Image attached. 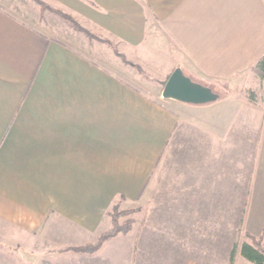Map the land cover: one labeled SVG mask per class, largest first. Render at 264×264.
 Wrapping results in <instances>:
<instances>
[{
    "label": "crops",
    "instance_id": "1",
    "mask_svg": "<svg viewBox=\"0 0 264 264\" xmlns=\"http://www.w3.org/2000/svg\"><path fill=\"white\" fill-rule=\"evenodd\" d=\"M44 1L129 60L160 26L169 74L236 79L235 89L249 79L263 99L148 95L111 47L0 0V264L27 251L42 264L59 237H96L119 198L149 204L134 264L184 253L181 223L216 221L217 207L231 225L223 236L242 217L264 229V82L251 70L264 54V0Z\"/></svg>",
    "mask_w": 264,
    "mask_h": 264
},
{
    "label": "rangeland",
    "instance_id": "2",
    "mask_svg": "<svg viewBox=\"0 0 264 264\" xmlns=\"http://www.w3.org/2000/svg\"><path fill=\"white\" fill-rule=\"evenodd\" d=\"M15 1L19 5L25 8L27 13L31 15L36 12L39 18L48 22L51 26H56L57 30L65 32L67 30H74L79 33L78 37H85L91 44L95 42H103L108 47H111L114 52L119 53L124 63L131 66L132 70L128 75L131 83L140 91L147 93L148 95H156V97H164L162 95L163 82L167 76H169L170 57L163 55L162 47L160 46V39L162 31L160 26H156L154 30L155 45L142 47L143 52H138L134 55V60H129L124 53H120L117 45L109 38L101 35L100 33L90 31L83 27L75 18L71 15V19L65 18L63 15L57 13L56 8L51 7L44 0H8ZM40 1V2H39ZM61 11V10H58ZM62 12V11H61ZM64 13V12H63ZM63 29V30H62ZM133 64H131V63ZM258 76V75H257ZM193 81L201 83L211 88L213 93L216 94V98L213 101H234L241 99L242 97L249 98L253 101L262 100V96L251 90L246 86L250 83L249 79L244 80L240 86L235 89L236 79H231L227 83L219 81H207L199 78H191ZM260 85L264 80L259 78ZM251 84V83H250ZM240 87V88H239ZM161 95V96H160ZM262 98V99H261ZM212 102V101H211ZM149 208V204L144 200L138 201L134 204L128 205L123 202L122 199H116L113 205L107 211L106 227L100 232L99 235L92 238H77L66 239L58 238V245L56 251L67 253L49 254L43 258L42 264H134L135 251L138 236L141 228L145 224L146 212ZM218 212L217 220L207 222L200 220V222L181 223V228L184 229L182 237L178 238L184 241L180 246L185 252L171 253L168 258L167 264H228L229 255L228 249L233 248L236 244V252L233 260V264H253L239 253V246L242 242L259 243L264 248V229H259L254 222H245L244 217L239 222H233V229L228 232V236H223L226 231V226L231 225L223 220V211L220 207H217ZM205 211H202V214ZM203 218V216H201ZM206 217V216H205ZM195 227L189 231V227ZM115 229L116 232L113 236L103 241L97 248L89 249L100 237V235L108 230ZM181 229V230H182ZM132 231V232H131ZM196 231L197 234L203 236L201 238L194 237L192 232ZM136 232V234H135ZM210 235H216L217 237H209ZM84 240V241H83ZM83 241L82 243H77ZM26 242V250H35L44 248L42 243H28ZM91 244V245H90ZM177 244V243H176ZM87 246L88 250H79L78 247ZM92 247V246H91ZM104 247V248H103ZM20 247L14 246L11 249L17 250ZM23 248V247H22ZM202 249L203 253L189 252L190 249ZM200 249V250H201ZM210 251V252H209ZM73 253V254H72ZM72 255V256H71ZM8 257V256H7ZM72 257V258H71ZM143 260L145 254L142 255ZM8 262H21L24 264H32L34 262L33 256L27 252L23 253V260L16 253H12L11 256L6 258Z\"/></svg>",
    "mask_w": 264,
    "mask_h": 264
},
{
    "label": "water",
    "instance_id": "3",
    "mask_svg": "<svg viewBox=\"0 0 264 264\" xmlns=\"http://www.w3.org/2000/svg\"><path fill=\"white\" fill-rule=\"evenodd\" d=\"M162 95L191 104L209 103L216 98L211 88L193 81L178 67L165 80Z\"/></svg>",
    "mask_w": 264,
    "mask_h": 264
},
{
    "label": "trees",
    "instance_id": "4",
    "mask_svg": "<svg viewBox=\"0 0 264 264\" xmlns=\"http://www.w3.org/2000/svg\"><path fill=\"white\" fill-rule=\"evenodd\" d=\"M40 2V1H39ZM57 13L63 15L65 18H68L70 20L71 16L67 15L66 13H63L61 11L55 10ZM117 54H119L116 51ZM131 63V62H129ZM133 64V63H131ZM251 70L258 75V77L261 80H264V54L257 60V62L251 66ZM168 77V76H167ZM167 77L165 78V80L167 79ZM164 80V82H165ZM163 82V84H164ZM116 230L115 229H111L108 230L104 233H102L99 237V239L90 246L89 249H95L97 248L103 241H105L107 238L113 236L115 234ZM254 244L248 243V242H242L239 246V253L242 257H244L245 259H247L248 261L252 262L253 264H264V248L262 246H260L259 243L253 242ZM85 247H78L77 249L79 250H88L86 248H88L87 246L89 245H84ZM236 248L237 245L234 244L233 248L231 249L230 255H229V262L228 264H233V260H234V256H235V252H236Z\"/></svg>",
    "mask_w": 264,
    "mask_h": 264
}]
</instances>
